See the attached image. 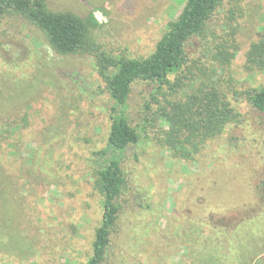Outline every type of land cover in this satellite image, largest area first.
Returning a JSON list of instances; mask_svg holds the SVG:
<instances>
[{
	"label": "rangeland",
	"instance_id": "374dc122",
	"mask_svg": "<svg viewBox=\"0 0 264 264\" xmlns=\"http://www.w3.org/2000/svg\"><path fill=\"white\" fill-rule=\"evenodd\" d=\"M186 1L49 4L81 16L93 12L101 24L99 42L107 51L144 58ZM236 16L240 53L232 66L234 82L262 86L264 72L249 73L243 66L246 51L264 28V0H244L243 12ZM187 49L196 51L197 41ZM220 78L225 81V73ZM103 87L93 58L55 54L42 31L20 17L1 23L0 264L89 260L102 216L101 197L92 187L95 152L106 146L111 123V102ZM145 97V88L136 85L128 112L131 122L139 124L142 140L125 153L128 186L107 264H176L186 253L182 242L185 233H193L192 221L203 216L211 227L227 231L230 222L232 227L264 216V124L259 113L246 103L236 104L242 123L210 141L197 160L182 161L170 158L153 139L152 126L145 131ZM149 203L153 213L140 206ZM152 219V240L145 241V223ZM260 247L257 242L251 250Z\"/></svg>",
	"mask_w": 264,
	"mask_h": 264
},
{
	"label": "trees",
	"instance_id": "16d2710c",
	"mask_svg": "<svg viewBox=\"0 0 264 264\" xmlns=\"http://www.w3.org/2000/svg\"><path fill=\"white\" fill-rule=\"evenodd\" d=\"M243 2L187 0L154 51L144 58H132L107 51L99 42L101 24L93 12L81 16L56 11L49 0H0V25L7 17H20L42 31L55 54L93 58L104 83L101 91L111 102L106 146L95 152L92 174L93 190L101 197L102 216L89 260L77 264L111 262L113 236L123 215L120 199L128 186L125 153L142 140L140 126L131 122L128 112L136 85L143 86L147 95L142 107L149 123L145 131L152 126L153 139L175 160H197L210 141L240 125L243 115L238 105L242 103L255 109L264 124V85L250 87L235 83L233 78L232 66L240 53L236 14L243 12ZM193 40L197 49L189 52L187 47ZM245 58L247 72H264V28ZM221 73H225V81ZM140 206L154 212L152 203ZM153 221L145 223V241L152 240L149 229ZM233 223L226 231L211 227L203 216L198 223L192 221L193 233H185L182 242L186 253L175 263L264 264V249L259 251L264 248V216ZM257 242L261 247L252 251Z\"/></svg>",
	"mask_w": 264,
	"mask_h": 264
}]
</instances>
